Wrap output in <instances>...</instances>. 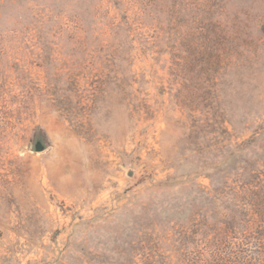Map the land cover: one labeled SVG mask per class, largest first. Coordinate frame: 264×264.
Segmentation results:
<instances>
[{"label":"rangeland","instance_id":"obj_1","mask_svg":"<svg viewBox=\"0 0 264 264\" xmlns=\"http://www.w3.org/2000/svg\"><path fill=\"white\" fill-rule=\"evenodd\" d=\"M0 264H264V0H0Z\"/></svg>","mask_w":264,"mask_h":264},{"label":"water","instance_id":"obj_2","mask_svg":"<svg viewBox=\"0 0 264 264\" xmlns=\"http://www.w3.org/2000/svg\"><path fill=\"white\" fill-rule=\"evenodd\" d=\"M43 150V146L41 145V143H37L35 145V151L36 152H41Z\"/></svg>","mask_w":264,"mask_h":264}]
</instances>
